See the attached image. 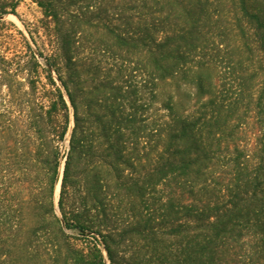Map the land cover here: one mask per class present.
Returning <instances> with one entry per match:
<instances>
[{"label":"trees","instance_id":"trees-1","mask_svg":"<svg viewBox=\"0 0 264 264\" xmlns=\"http://www.w3.org/2000/svg\"><path fill=\"white\" fill-rule=\"evenodd\" d=\"M33 2L47 53L0 37V264H75L68 230L88 264H264V0Z\"/></svg>","mask_w":264,"mask_h":264},{"label":"rangeland","instance_id":"rangeland-1","mask_svg":"<svg viewBox=\"0 0 264 264\" xmlns=\"http://www.w3.org/2000/svg\"><path fill=\"white\" fill-rule=\"evenodd\" d=\"M6 3L17 5L15 11L18 15L15 16L13 14H9L3 18H0V37L3 43L5 42L4 50L7 52L8 57H13L14 53L26 51L23 47L24 38L30 42L34 50H37L38 48L44 53H47L46 50H44L43 43L39 41V38L36 34H34V37L37 41V46L32 44L30 39L29 31H35L37 26H39L38 22L42 19V13L37 4H35L33 0H0V5ZM40 35H43L41 31ZM47 49H49V46H47ZM59 192L60 182L56 188V198H58ZM66 232L72 238L73 243L75 244V264H81L76 261L78 256H84L85 258L87 257L84 261V264H88L89 258L91 256V249L93 247L90 237L92 235H86L87 237H85V235H81V233H79L77 230H68Z\"/></svg>","mask_w":264,"mask_h":264}]
</instances>
